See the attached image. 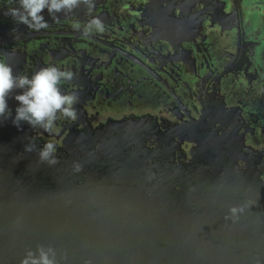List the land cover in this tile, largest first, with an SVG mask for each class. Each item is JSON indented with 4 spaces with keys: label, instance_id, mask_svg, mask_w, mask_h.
Instances as JSON below:
<instances>
[{
    "label": "water",
    "instance_id": "obj_1",
    "mask_svg": "<svg viewBox=\"0 0 264 264\" xmlns=\"http://www.w3.org/2000/svg\"><path fill=\"white\" fill-rule=\"evenodd\" d=\"M16 3L0 59L72 70L79 116L0 123V264H264V0H94L87 38L84 7L33 30Z\"/></svg>",
    "mask_w": 264,
    "mask_h": 264
},
{
    "label": "clouds",
    "instance_id": "obj_2",
    "mask_svg": "<svg viewBox=\"0 0 264 264\" xmlns=\"http://www.w3.org/2000/svg\"><path fill=\"white\" fill-rule=\"evenodd\" d=\"M84 7L90 16L85 23H74L73 28L85 38L93 33L105 30L103 21L96 15H91L94 0H17L15 6L4 13L11 16L15 23L24 24L33 30L48 27L44 12L58 18L60 13H71ZM75 73L70 69H62L55 64H49L34 71L30 75L20 74L7 59H0V123L11 117L12 124L20 127L27 123L33 129L53 132L60 117L75 122L79 113L75 107L79 103V93L64 88L66 82L74 79ZM14 94L18 102L15 114L9 107V97ZM35 148L33 140L25 145L27 151ZM57 145L46 141L38 150L41 161L49 164L57 162ZM21 264H56L55 252L51 247L37 246L29 249Z\"/></svg>",
    "mask_w": 264,
    "mask_h": 264
}]
</instances>
